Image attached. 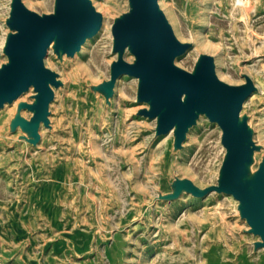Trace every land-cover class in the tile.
Returning a JSON list of instances; mask_svg holds the SVG:
<instances>
[{
    "label": "rangeland",
    "instance_id": "374dc122",
    "mask_svg": "<svg viewBox=\"0 0 264 264\" xmlns=\"http://www.w3.org/2000/svg\"><path fill=\"white\" fill-rule=\"evenodd\" d=\"M158 2L176 39L192 45L177 67L190 71L204 54L221 82L241 85L243 74L252 80L256 91L243 111L264 157V0ZM22 3L52 12L53 0ZM8 6L0 0V64ZM93 7L105 25L85 49L63 63L50 49L43 59L64 84L50 103L52 131L41 126L37 147L13 146L19 133L6 134V124L17 100L0 110V264H264L260 249L251 253L253 239L229 195L157 200L134 219L139 195L149 202L174 176L199 188L215 184L220 130L200 116L170 155L171 132L154 137V122L136 115L145 106L135 101L136 80L121 76L111 107L102 97L95 104L89 86L108 79L110 26L127 1L95 0ZM31 94L18 101L30 102Z\"/></svg>",
    "mask_w": 264,
    "mask_h": 264
},
{
    "label": "water",
    "instance_id": "95a60500",
    "mask_svg": "<svg viewBox=\"0 0 264 264\" xmlns=\"http://www.w3.org/2000/svg\"><path fill=\"white\" fill-rule=\"evenodd\" d=\"M126 1L127 10L110 26L115 60L109 65L108 79L89 86L94 103L102 97L104 105L111 107L115 84L125 75L136 80L135 101L145 105L136 115L154 122L149 129L154 137L171 132L170 155L182 150L187 133L200 116L219 128L223 149L214 185L199 188L188 179L174 176L167 182V191H157L149 202L139 195L140 206L135 207L139 213L134 219L157 200L172 201L182 194L193 198L211 192L229 195L247 225L244 231L253 239L251 253L260 249L264 261V157L261 146L253 141L254 131L243 111V102L256 91L252 80L243 74L241 85L221 82L212 57L204 54L198 55L190 71L177 67L175 60L192 45L176 39L157 0ZM101 24L102 16L91 0H53L49 14L30 11L22 0H9L5 19L8 31L1 48L6 61L0 64V110L32 91L30 102L17 101L6 124V134L19 133L13 146L23 143L37 147L41 126L52 131L50 103L54 91L64 84L43 64L48 50L60 63L72 59L98 33ZM125 53L132 57L131 62L124 60Z\"/></svg>",
    "mask_w": 264,
    "mask_h": 264
},
{
    "label": "bare ground",
    "instance_id": "6f19581e",
    "mask_svg": "<svg viewBox=\"0 0 264 264\" xmlns=\"http://www.w3.org/2000/svg\"><path fill=\"white\" fill-rule=\"evenodd\" d=\"M93 1L95 2V0H91L92 4H93ZM158 1H159V0H157V4L159 5V2H158ZM98 10H99V9H98ZM104 25H105V23H102V24H101V28H100V30L103 29ZM100 30H99V31H100ZM99 31H98V32H99ZM97 34H98V33H97ZM97 34H96V35H97ZM96 35H95V36H96ZM95 36H93L92 38H94ZM92 38L88 39V40H87V41L81 46L80 51L77 52V53H80L81 51H83V50L85 49L84 45H85L86 43H88L89 40H91ZM77 53H76V54H77ZM76 54H75V55H76ZM75 55H74V57H75ZM26 94H27V93H26ZM17 101H18V100H17ZM14 104H15V103H14Z\"/></svg>",
    "mask_w": 264,
    "mask_h": 264
}]
</instances>
